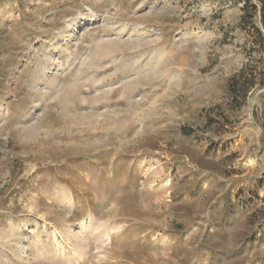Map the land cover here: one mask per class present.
<instances>
[{
    "label": "rangeland",
    "instance_id": "rangeland-1",
    "mask_svg": "<svg viewBox=\"0 0 264 264\" xmlns=\"http://www.w3.org/2000/svg\"><path fill=\"white\" fill-rule=\"evenodd\" d=\"M243 8L0 0V264H264Z\"/></svg>",
    "mask_w": 264,
    "mask_h": 264
},
{
    "label": "trees",
    "instance_id": "trees-1",
    "mask_svg": "<svg viewBox=\"0 0 264 264\" xmlns=\"http://www.w3.org/2000/svg\"><path fill=\"white\" fill-rule=\"evenodd\" d=\"M258 1L256 3L252 0H241L244 3L242 20L248 22L255 32L250 42L254 54L241 72L232 77L228 83V94L231 97L230 109L241 108L253 91L264 90V0ZM256 53L262 55L260 60L255 58Z\"/></svg>",
    "mask_w": 264,
    "mask_h": 264
}]
</instances>
